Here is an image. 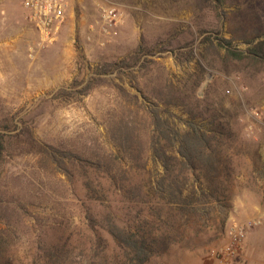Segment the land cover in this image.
I'll return each instance as SVG.
<instances>
[{
	"label": "rangeland",
	"instance_id": "obj_1",
	"mask_svg": "<svg viewBox=\"0 0 264 264\" xmlns=\"http://www.w3.org/2000/svg\"><path fill=\"white\" fill-rule=\"evenodd\" d=\"M64 1L45 40L0 0V264H134L130 220L165 242L141 264H216L235 225L229 264H264V62L219 45L263 41L264 0ZM163 121L230 130L224 199L180 215L155 193Z\"/></svg>",
	"mask_w": 264,
	"mask_h": 264
},
{
	"label": "trees",
	"instance_id": "obj_2",
	"mask_svg": "<svg viewBox=\"0 0 264 264\" xmlns=\"http://www.w3.org/2000/svg\"><path fill=\"white\" fill-rule=\"evenodd\" d=\"M219 45L225 49L226 57L264 62V40L243 51L230 47L229 42ZM162 123L165 130H161L160 135L171 144L173 153L167 154L164 150L160 154L163 174L156 182L155 193L158 191L160 194H166V205L168 208L172 205L179 207L180 215L186 214L189 211L187 208L193 209L199 203L211 204L213 201L224 199L232 170L229 166L231 155L223 144L230 130H202L193 124L194 126L191 125L186 132L180 134L166 122ZM151 136L155 141L158 140L155 134ZM160 219L159 222L166 226L171 225L170 216L162 221ZM114 227L116 226L113 223L105 225L111 237L119 239L121 234L116 232ZM123 228V243L127 247L124 253H132L134 264H141L147 260L150 253H157L165 244L162 235H158L161 234L159 230L155 233L157 227L154 222L145 221L139 225L134 220L131 223L130 220L123 223Z\"/></svg>",
	"mask_w": 264,
	"mask_h": 264
},
{
	"label": "built area",
	"instance_id": "obj_3",
	"mask_svg": "<svg viewBox=\"0 0 264 264\" xmlns=\"http://www.w3.org/2000/svg\"><path fill=\"white\" fill-rule=\"evenodd\" d=\"M64 2V0H22L27 22L42 39L50 40L63 23L65 19ZM106 16L110 18L109 14ZM244 236L243 226H233L229 231L227 244L215 254L216 264H229L230 260L239 253Z\"/></svg>",
	"mask_w": 264,
	"mask_h": 264
},
{
	"label": "crops",
	"instance_id": "obj_4",
	"mask_svg": "<svg viewBox=\"0 0 264 264\" xmlns=\"http://www.w3.org/2000/svg\"><path fill=\"white\" fill-rule=\"evenodd\" d=\"M243 244V243H242ZM242 253V248H241V250H240V254ZM236 262H238V261H236Z\"/></svg>",
	"mask_w": 264,
	"mask_h": 264
}]
</instances>
